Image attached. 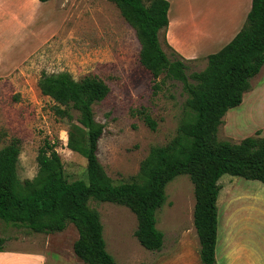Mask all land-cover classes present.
<instances>
[{"label": "rangeland", "instance_id": "rangeland-1", "mask_svg": "<svg viewBox=\"0 0 264 264\" xmlns=\"http://www.w3.org/2000/svg\"><path fill=\"white\" fill-rule=\"evenodd\" d=\"M10 1L14 4L7 5L13 6V11L7 14V29H1L2 39L7 37V73L0 75V148L12 139L19 140L25 163L22 166L18 161V178L22 180L26 167L37 171L35 158L44 139L54 143L69 180L85 177V159L66 145L67 121L54 114V102L38 87L42 72L67 71L76 79L98 75L109 86L106 97L92 106L96 121L103 125L97 156L114 183L129 180L151 146L162 145L175 135L186 98L181 83L167 80L153 93L151 76L138 60L134 29L111 1ZM231 1L193 0L195 10L210 11L203 21L204 30L212 21L219 23L229 17ZM239 4L237 0L233 8ZM19 16L24 25L12 21ZM183 16L190 24L200 19L194 9ZM191 26L195 40L187 44L191 57L180 53L189 58L187 73L203 69L207 48H215L210 35ZM187 36L192 39L190 31ZM226 39L218 42L217 50ZM140 109L156 121L154 130L142 120L137 112ZM71 113L81 125L77 112ZM256 132L264 135V65L251 78L241 103L225 113L217 138L237 142ZM218 183L216 264H264V184L229 174L221 175ZM165 193L166 200L156 212V226L164 236L158 251L139 244L134 236L136 217L128 207L89 200V206L99 213L106 249L115 264H202L188 175L175 176L165 186ZM0 236L5 238L8 252L31 254L36 259L43 250L47 264H85L72 250L77 231L71 223L62 231L42 233L0 219ZM229 242L231 253L225 254Z\"/></svg>", "mask_w": 264, "mask_h": 264}, {"label": "trees", "instance_id": "trees-1", "mask_svg": "<svg viewBox=\"0 0 264 264\" xmlns=\"http://www.w3.org/2000/svg\"><path fill=\"white\" fill-rule=\"evenodd\" d=\"M108 1L134 29L138 60L151 76L153 93L167 80L181 83L186 98L176 133L164 144L151 146L129 180L114 183L97 156L103 125L92 109L106 97L109 86L95 74L76 79L67 71L42 72L39 90L54 102V114L67 121L66 145L85 159V177L69 180L54 143L44 139L35 158V178L20 180V145L12 139L0 148V219L42 233L62 231L71 223L77 231L72 250L81 261L115 264L106 249L99 213L89 206V200L128 207L136 217L134 236L139 244L158 251L164 236L156 226V212L166 200L165 186L175 176L186 174L193 185L192 219L199 258L202 264H216L220 176L264 184V135L256 132L237 142L217 138L225 113L241 103L251 78L264 65V0H251L241 28L207 55L203 69L191 73L186 71L188 59L165 38L168 0ZM72 111L77 112L81 125L73 120ZM137 112L151 130L156 128L147 111ZM4 241L0 236V250Z\"/></svg>", "mask_w": 264, "mask_h": 264}, {"label": "crops", "instance_id": "crops-1", "mask_svg": "<svg viewBox=\"0 0 264 264\" xmlns=\"http://www.w3.org/2000/svg\"><path fill=\"white\" fill-rule=\"evenodd\" d=\"M26 2V0H20V2ZM38 1V0H37ZM50 1V0H49ZM187 1V2H185ZM48 2V1H46ZM169 2V8L167 11V17H168V25L165 31V38L167 43L174 49L176 50L179 54L181 53L183 57H191L190 53L192 50H190L187 47L188 43H194L195 40L193 39V34H192V26L197 25L199 28H194L197 31H201V33L205 32L208 35H210L212 43V46L214 45L215 48L209 50L207 48L206 53L210 54L212 52L217 51L216 48L219 46L218 42H221L222 40L226 39L227 43L235 34L236 32L241 28V26L244 23L246 14L248 13L250 6H251V0H240V4L237 8H233V5L237 4V0H232L231 1V6H232V12L229 15V17H225L219 20V23L215 21H212L211 24L206 25V29H203V21L207 20V15H208V10L202 9L200 11L195 10L193 3V0H168ZM14 4L10 0H0V75L7 73V37L5 39H2V34H1V29H7V14L9 16V12H12L13 6L7 5V4ZM17 3V2H16ZM38 3H45V2H39ZM186 6V8H184ZM188 9H194L195 13L197 14L200 19L198 21H193V23L186 22L184 20V13L188 12ZM22 17L19 16V19L17 20H10L12 21H20L24 25L23 20L21 19ZM31 18L30 20H33ZM225 19V20H224ZM29 21V20H28ZM209 21V20H208ZM207 21V22H208ZM189 23V24H188ZM218 23V27L216 29V26ZM26 26V25H25ZM28 27V26H27ZM213 27V28H209ZM188 31H190L192 39L190 40L188 35ZM199 31V33H200ZM200 35H197V38H199ZM224 43V44H225ZM218 44V45H217ZM223 44V45H224ZM222 45V46H223ZM221 46V47H222ZM220 47V48H221ZM219 48V49H220ZM189 59V58H187ZM1 69H6L5 71H1ZM226 243V242H225ZM230 244L229 242L226 245V249L223 250L225 254L229 252L231 253L230 249ZM218 247V230H217V241H216V248H215V254L217 251ZM40 254L35 255L36 259H33V255H27L26 253L23 254H15V252L12 251H7V247H4L3 250H0V264H47L48 261V256L45 254L43 250L39 251ZM217 256V255H216ZM215 256V257H216ZM230 258V256H229ZM216 259V258H215ZM231 264V263H228Z\"/></svg>", "mask_w": 264, "mask_h": 264}, {"label": "clouds", "instance_id": "clouds-1", "mask_svg": "<svg viewBox=\"0 0 264 264\" xmlns=\"http://www.w3.org/2000/svg\"><path fill=\"white\" fill-rule=\"evenodd\" d=\"M18 161L21 163V165L23 166L25 163V156L24 153L21 152L18 154L17 157ZM36 170L34 168L31 167H26L23 176L21 177V179H27L29 181L33 180L36 176Z\"/></svg>", "mask_w": 264, "mask_h": 264}]
</instances>
